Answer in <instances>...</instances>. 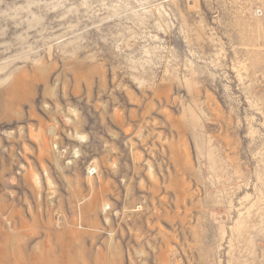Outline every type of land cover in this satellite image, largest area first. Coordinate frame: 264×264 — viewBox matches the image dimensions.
Instances as JSON below:
<instances>
[{"label":"rangeland","instance_id":"obj_1","mask_svg":"<svg viewBox=\"0 0 264 264\" xmlns=\"http://www.w3.org/2000/svg\"><path fill=\"white\" fill-rule=\"evenodd\" d=\"M0 264H264V0H0Z\"/></svg>","mask_w":264,"mask_h":264}]
</instances>
